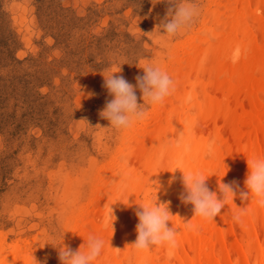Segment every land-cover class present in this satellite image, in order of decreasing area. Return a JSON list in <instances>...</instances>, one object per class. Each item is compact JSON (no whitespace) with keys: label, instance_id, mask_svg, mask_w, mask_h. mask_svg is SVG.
Instances as JSON below:
<instances>
[{"label":"rangeland","instance_id":"rangeland-1","mask_svg":"<svg viewBox=\"0 0 264 264\" xmlns=\"http://www.w3.org/2000/svg\"><path fill=\"white\" fill-rule=\"evenodd\" d=\"M193 2L198 16L169 39L156 29L168 0H0V248H19L16 264H61L60 247L73 248L97 183L155 115L149 106L143 122L109 127L100 115L113 98L104 76L115 71L135 86L146 63L167 73L179 66L217 0ZM153 177L126 189L130 233L121 264L141 262L131 246L135 212L145 198L157 201Z\"/></svg>","mask_w":264,"mask_h":264},{"label":"bare ground","instance_id":"bare-ground-1","mask_svg":"<svg viewBox=\"0 0 264 264\" xmlns=\"http://www.w3.org/2000/svg\"><path fill=\"white\" fill-rule=\"evenodd\" d=\"M205 26L182 63L169 70L175 92L156 105L143 137L128 144L120 165L93 191V206L72 248L87 251L90 235L103 239L101 255L92 264H121L130 233L123 221L132 198L126 189L151 173L157 203L168 204L174 215L169 226L177 230L178 247L169 258L165 246H151L140 255V264H264V208L251 193L247 200L237 193L212 221L193 215V206L181 199L182 172H201L219 198L221 183L235 181L247 191V160L264 157V0H217ZM237 45L242 55L233 64L230 57ZM188 95L191 102H186ZM181 132L191 145L188 152L176 145ZM213 139L214 154L207 155L206 145ZM178 159L182 172L175 164ZM109 206L116 217L113 227L104 226ZM238 209L248 210L239 223L233 219ZM189 220L195 230L186 228ZM18 249L0 248V264H16Z\"/></svg>","mask_w":264,"mask_h":264},{"label":"clouds","instance_id":"clouds-1","mask_svg":"<svg viewBox=\"0 0 264 264\" xmlns=\"http://www.w3.org/2000/svg\"><path fill=\"white\" fill-rule=\"evenodd\" d=\"M171 7L167 15L160 22L156 29L160 30L161 37L169 39L176 37L183 30L191 25L194 18L198 16V6L193 0H168ZM171 17V19H168ZM161 29L163 30L161 32ZM242 55V49L237 45L231 54V62L238 63ZM143 75L135 77V86L129 83L122 75H114L118 72H112L111 75L104 76V87L113 98L106 101L104 109L100 115L110 122L112 128L121 130L129 129L139 122H143L148 117V107L162 104L166 97L175 92V81L170 77L166 70L159 64L146 63L143 67ZM141 93L140 99L143 104L138 103L136 90ZM192 96L186 97V102H191ZM193 134L192 126H188V135ZM177 147L181 145L185 152L191 150L190 143L186 142L185 133L181 132L176 141ZM215 140H209L206 145L207 155L214 154ZM162 156V154H161ZM177 169L183 168L182 159L175 162ZM249 172L245 179L247 191L239 189L235 181L230 183H221L219 186L220 197L212 192L206 185L205 176L199 171H186L183 173V184L185 192L181 194V199L185 204L193 206V215L212 221L220 215L228 201H233L237 193L241 200H247L249 194L255 198L258 207L264 208V157H252L247 160ZM248 214L247 209H238L233 214L236 222H241L242 217ZM135 215L139 223L136 225L137 238L131 246L137 252H145L151 246H165L168 257L174 255L178 247L177 230L169 226L171 214L168 204L152 202L145 198V202L139 204ZM114 218V219H113ZM116 217L113 215V209L109 206L104 219V226L107 227ZM188 230H195L196 225L189 220L185 223ZM87 251L72 250L68 246H62L59 249L58 258L61 264H92L102 252L104 241L96 236H89L87 240ZM119 252V248H115ZM35 259V258H34ZM36 261V260H35ZM37 262V261H36Z\"/></svg>","mask_w":264,"mask_h":264}]
</instances>
